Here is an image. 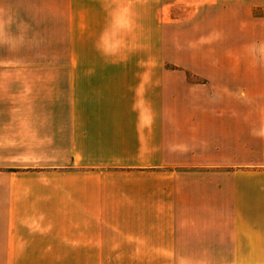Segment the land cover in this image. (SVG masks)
I'll return each instance as SVG.
<instances>
[{
	"label": "crops",
	"instance_id": "0c3cea01",
	"mask_svg": "<svg viewBox=\"0 0 264 264\" xmlns=\"http://www.w3.org/2000/svg\"><path fill=\"white\" fill-rule=\"evenodd\" d=\"M164 9L61 0L64 44L70 30L76 57L103 60L37 65L38 0H0V261L229 264L260 250L258 224L239 219L264 210V182L245 175L264 152L262 52L128 64L164 56ZM42 235L54 244H29Z\"/></svg>",
	"mask_w": 264,
	"mask_h": 264
},
{
	"label": "rangeland",
	"instance_id": "374dc122",
	"mask_svg": "<svg viewBox=\"0 0 264 264\" xmlns=\"http://www.w3.org/2000/svg\"><path fill=\"white\" fill-rule=\"evenodd\" d=\"M84 1L86 0H81V3ZM74 2L75 0H69L70 7ZM164 3L165 9L162 16V22L165 25L164 56L149 58L134 56L128 59V64L236 67L245 65L251 60L245 53L250 49L261 50L260 64H264V0H164ZM69 34V41L66 37L64 44L61 0H38L36 64H98V60H103L76 57L72 50H76L77 47L72 40L70 30ZM194 42L197 55L193 58L192 52H189V46ZM177 45L179 49H176ZM261 149H264L263 140H261ZM254 156L258 163L251 165L248 168L249 173L245 171V175L258 177L264 182V152ZM254 156L246 154V161ZM239 221L244 222V228L250 229L256 227L253 226L254 224H258L256 228L260 230V250L252 254L246 250L241 251L239 257L242 258L244 254L245 261H233L234 255L230 250L229 264H264V210L262 209L260 218H246ZM240 222L239 226L242 228L243 225ZM45 237L46 235H42L29 244L35 247L54 244ZM120 253L123 254V251ZM249 257L251 260L248 259ZM252 257L255 261H252ZM0 264H173V261L149 256L147 259L129 261L17 260L0 261Z\"/></svg>",
	"mask_w": 264,
	"mask_h": 264
}]
</instances>
